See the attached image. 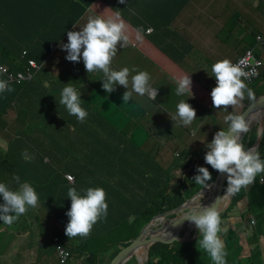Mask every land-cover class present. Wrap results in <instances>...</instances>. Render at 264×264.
I'll return each instance as SVG.
<instances>
[{
	"label": "trees",
	"instance_id": "obj_1",
	"mask_svg": "<svg viewBox=\"0 0 264 264\" xmlns=\"http://www.w3.org/2000/svg\"><path fill=\"white\" fill-rule=\"evenodd\" d=\"M95 1L96 0H0V26L4 27V33L1 37L5 36L9 40L11 39L13 43H17L20 40V44L15 49L9 50L5 49L3 45L8 41L0 38V65L8 67L13 73L25 72L26 68L29 66L30 59L36 60L41 65L43 60L49 57V54L56 49L60 37L59 24L62 19L72 9H78L68 23L70 27L73 26L75 22H78L83 17L85 12L89 10ZM25 51L28 53L27 56L24 55ZM0 79H6V76L1 71ZM246 85L247 88L250 89H256L260 85H264V68H260L257 77ZM16 86L18 89H16ZM10 87L13 88L14 91L4 92L3 94L7 95L0 99V127L1 125H5L7 128L5 135L0 136V138H8L12 143L10 144V151H15L19 157L17 166L21 171H18L21 175L20 182H29L38 194V205L35 207L36 213H40L39 206H41L42 210L44 206L56 203L57 206L50 207L61 209L62 206L70 204L71 200L67 197V192L71 187H75L78 192L83 194L82 190L85 189L83 173L90 169L98 158L101 159L109 169L110 162L114 163L115 160H117V155L114 154V152L119 153L122 157L121 159L124 158L120 152L116 150L114 151L110 148V143L103 146V144L98 142L97 139H100V133L98 130L93 132L94 122L88 123V121L92 120L90 119V115L91 118L94 117V111L90 108L85 109L88 112V116L85 121L81 123L75 116L69 115L63 106H60L62 110V118L58 117V114L56 113L57 111L55 110H47L46 114L41 112L31 113L27 110L24 112L20 106L16 110L21 114H19V116L15 115L11 124L5 117L9 114L11 104L16 102L20 96H23L25 88L24 85H18L16 83L10 84ZM8 103L10 106H8ZM27 106L28 104L24 108L27 109ZM27 114H30L33 117V121H29L23 127H19L20 123L23 122L25 124L23 118ZM108 120L112 123L110 119L105 118L102 114H97L95 117V121H97L99 125H108L109 135L118 136L119 132L114 126L109 124L110 122ZM119 120L120 119H117L116 122H119ZM249 132H252V134L248 147L254 143L257 137V131L254 128ZM78 134H82L85 137L78 136ZM36 139L43 140L49 144H33ZM80 139L99 144H90L88 148L85 149V152L80 155L77 144ZM28 141L37 148L35 152L40 157L37 164L34 163L33 159L28 162L22 157V153L25 149H27L31 156ZM43 148L44 150L41 156L38 153V149ZM207 151L208 149L197 155L198 159L193 155L190 161L179 165L180 167L183 166L185 168V172L181 178V183L178 186L176 185L177 187L173 186L172 191H169V187H171L172 173H170L169 170L163 172L160 170L162 168L158 170V168L155 167L157 176L155 173L154 175L159 178L158 186L161 192L158 197L156 194L153 200L151 198L147 205L135 207L128 202L124 193H120L118 203L114 209H126V215L117 219L122 211H118L117 215L114 216H111L109 213V215L104 218L112 220L111 224L108 226V231L114 233L119 232V230H121V223L126 220L130 225L131 223L129 219L132 215H137L132 226L141 228L151 220L154 215L175 208L179 204L185 202L188 198H191L200 190V188L203 187L196 184L192 179L197 175L196 168L198 166L207 167L212 174L213 179L216 175V170L212 169L210 165L205 163L204 156ZM258 151L261 159H264V133ZM190 153L191 152H188V154ZM67 160L69 163L65 164ZM1 171L2 170L0 169V172ZM67 173L76 176L77 185L69 182L66 177ZM260 174L263 175L261 177L263 182L260 183L258 181L259 178L256 177V184L248 191H243L241 189L238 193H235L229 207L220 214L221 218L226 216L228 211L237 208V204H239L240 200L244 197H249L247 208L244 209V211H250L246 215V219L249 220L251 217H255L258 220L260 232L263 230L264 173ZM55 176H57L56 182H53L52 178ZM0 179V181H2L4 177H1ZM41 185H46L47 189L43 191V189L40 188ZM18 187L19 185L15 182L13 190L18 189ZM212 200V195H209L205 204L210 203ZM0 201L3 203L2 197H0ZM43 202L44 206H42ZM30 218L31 217L23 215V218L20 219V223H24ZM137 219H141L142 221L137 224ZM29 223H31V221H28V224ZM28 229V226H25V228L21 227L20 231L21 233H26L29 231ZM191 237L195 238L191 242H176L172 244H158L151 246L145 264H213L209 255L203 250L199 251L197 248V240L199 239L198 230L196 232L192 231ZM169 238V236H166L162 239ZM231 238L232 236L229 235L228 237H225L223 241L230 242ZM260 238V236L254 233L249 240L259 244L261 243L264 247V243L261 242ZM116 239L118 240L119 237ZM129 239L121 240L122 242H119L118 240V243L108 241L109 244L107 245V248H105V252L109 253L101 259H99L97 254L88 251L84 246H76L72 248L69 241L66 243L64 242V247L71 253L66 264H70L72 259L79 260L82 264H104L105 262H103V259H109L116 256ZM116 244L119 245V247H116ZM238 244L239 243H237L236 247H239V252L237 253L230 244L225 247L228 253L226 257L227 264H252L250 257L244 259L241 250L242 246ZM103 246L105 245L103 244ZM259 259L260 257H257V261H259ZM133 260L134 263H136L137 259L132 257L126 264H130ZM40 261L41 259L38 257L29 262L31 264H37ZM259 264H264V257L259 261Z\"/></svg>",
	"mask_w": 264,
	"mask_h": 264
},
{
	"label": "rangeland",
	"instance_id": "obj_2",
	"mask_svg": "<svg viewBox=\"0 0 264 264\" xmlns=\"http://www.w3.org/2000/svg\"><path fill=\"white\" fill-rule=\"evenodd\" d=\"M236 1H238V4ZM222 2L223 7L220 9V12L222 13V23L223 26L227 23L228 25L226 26V29L221 28L220 31L217 32V36L222 39H233L230 48L234 49L231 51L232 55H229L230 52H221L220 54L224 59H228L232 63H235L236 59L244 53L241 54L240 51L245 48L246 50L252 49L256 55H261V59L264 62V47L256 41L257 34L264 33V0H222ZM213 10L216 11L215 7ZM231 28H238L241 36L233 35ZM4 47L5 49L12 50V48ZM226 49V46H224V50ZM52 53L53 51L49 54V57L52 56ZM95 90H97V88L94 86L93 92ZM252 90L254 93H261L264 95V85H260ZM44 95L45 93L38 94L37 99L41 100ZM94 95V98L81 101V106L84 109L90 108L94 111V117L91 118L90 115V119L92 120L88 121V123L94 122L93 132L98 130L100 133V140L105 143H110V148L114 151L116 150L120 152L124 158L121 159V155L114 152V154L117 155V160H115L114 163L110 162V169L103 164L97 170L98 175L106 182L92 184L85 183V189L89 187H102L106 192V202L109 206L107 216L109 213L111 216H114L117 215L118 211H122L117 219L126 215V209H114L118 203L120 193H124L128 202L135 207L147 205L148 201L151 198L153 200L156 194L158 197L161 190H159L158 186L159 178L154 175V173L157 175V172H154L156 166L158 170L162 168L160 169L161 171L166 172L169 170L170 173H172L171 187H169V191H172L173 186H178L181 183V178L185 172V168L183 166L180 167L179 165L191 160V156H188V152H193L194 154L199 155L206 151V143L211 142L206 139L209 137V134L213 129L217 126L218 130H221L228 126V123L225 121V116L233 112L235 114H240L245 106L253 101L247 97V92L245 91V98L234 106V108L229 106L228 109H214L210 115H206L209 116V122L203 126L201 130H199L200 127L194 129L195 132H198V135H193L191 132L185 131H183L185 133H179L173 125L171 126L167 123H161L158 121V118L151 120L150 123H144L145 109L148 107L149 100L138 99L137 94L133 99L135 102L131 105L130 101L126 103L123 102V93L121 92L113 91L111 94L105 92L103 95L96 91ZM179 98L185 101L187 100L183 95ZM163 99L173 104L176 102L173 97L165 96ZM149 112L156 117H159L162 122H164V118H167L165 115L163 118L165 112L158 107H153ZM97 114H102L108 119H115L118 116H123L127 120L131 117L132 120L125 127L120 125V127L116 128L119 135L112 136L109 135L108 125L104 124L101 126L95 121ZM7 116L5 117L6 120ZM168 120L169 119H167V121ZM12 121L13 119L9 122L11 123ZM162 124L166 125L162 126ZM24 125H26V122L25 124L23 122L20 123L19 127H23ZM258 127V124H253L251 128H254L258 132ZM251 134L252 132H247L242 140L245 148H249L254 144L253 143L248 147ZM78 136L85 137L82 134H78ZM97 140L100 143V140ZM43 150L44 148L38 149V153L41 156ZM7 151L8 156L16 158L13 152H9V147ZM151 151L153 152L152 166L149 165L144 170L143 159ZM177 152H180L181 154L179 155ZM67 163H69L68 160L65 164ZM3 169L6 172L13 173V175H18L21 178V175L18 172L20 169L17 166V162L13 164H5ZM262 176L263 175L261 174L257 175L260 183L263 182L261 180ZM6 177L9 178V174H7ZM56 177L57 176L52 178L53 182H56ZM0 182H7V178H4ZM9 182L15 183V180L10 177ZM255 184L254 181L253 184L246 188H242V190L248 191ZM226 186L227 183L225 182V188ZM13 187L14 184L10 188L13 189ZM40 188L44 191L47 189V186L41 185ZM205 197L206 195L198 196L197 199H195V202L200 205V203L205 200ZM248 202L249 197H244L240 200L239 204H237V208L228 211L226 216L221 218L222 231L220 235L222 240L229 235L232 236L230 242H224L225 247L230 244L237 253L239 252V247L237 248L236 246L237 243H239L238 245L242 246L241 250L244 259L250 257L252 264H259V261L264 257V247L261 243L259 244L250 241L249 238L254 233L260 237H264V220L262 221L263 230L260 232L259 223L255 217H251L249 220L246 219V215L250 212L249 210L244 211V209L247 208ZM50 206L57 205L56 203H51L48 206H44L40 213H36L35 210H32L30 213L31 218L28 220L31 221V223L28 224V221H25L24 223L19 222L12 226L11 230L14 233V238L11 237L10 239H7L4 234L0 233V264H31L29 261L38 257L41 261L37 264H61L58 246L63 245L64 242L66 243L68 241L72 248L76 246H84L88 251L97 254L99 259H101L109 253L105 252V248H107V245L109 244L108 241L118 243V240L120 242L121 240H127L129 238L128 241H130L133 238L138 237L142 228L147 224L146 223L141 228L132 226L135 221H133L132 218L136 219L137 217V215H132L129 219L131 224L129 225L127 220L122 222L121 230L114 233L108 231V226L111 224L112 220L101 218L93 226L90 235L86 238L77 236L69 239V237L65 235V229L69 222V217L66 213L71 207V202L66 206H62L61 209ZM187 211L188 208L183 210V212ZM141 221V219H137V224ZM25 226H28L30 230L28 229V232L21 233V227L25 228ZM1 231L3 233L6 229H2ZM191 232L192 231L189 230L188 227H185L184 230L180 232V238H187V241H190L193 237H191ZM115 237H119V239L117 240ZM57 239L59 241H57ZM4 242H7V244L10 245L5 244V247L12 248V250L8 249L5 251L3 248ZM103 244L105 246H103ZM115 246L119 247L117 244ZM15 247L16 250L14 251L13 249ZM28 247L31 249H28ZM257 257H260L259 261H257ZM106 260L107 259H103V262ZM79 263V260L74 259L70 262V264ZM130 264H137V261L134 263L133 260Z\"/></svg>",
	"mask_w": 264,
	"mask_h": 264
},
{
	"label": "crops",
	"instance_id": "obj_3",
	"mask_svg": "<svg viewBox=\"0 0 264 264\" xmlns=\"http://www.w3.org/2000/svg\"><path fill=\"white\" fill-rule=\"evenodd\" d=\"M236 3L238 4V1ZM214 7L216 11L213 10ZM222 7V0H127L125 4H120L119 0H96L78 21L77 27H82L89 16L95 17L100 14L107 18L119 11L121 18L127 25L126 35L128 36V43L123 47L119 44L117 45V52L111 61L110 67L113 70H121L124 67L129 68V90H131V76L140 71L149 73L150 85L158 89V96L154 101L149 99L147 95L139 96L137 94L138 99L149 100L148 107L145 109L144 123H150L151 120L158 118V121L161 123L173 125L179 133L191 132L193 135H198V132H195L194 129L200 127L199 130H201L209 122V116L206 115H210L215 109L212 105L211 91L216 84L215 78L210 77L212 75L211 66L219 60H224L220 54L221 52H230L229 55H232L231 51L234 49L230 48L233 39H222L217 36V32L221 28L226 29L228 25L227 23L223 26L222 13L220 12ZM77 11L78 9H72L60 22L59 42L56 45V49L53 50L52 56L43 60L45 64L44 68L33 81L23 84L25 89L22 97L20 96L11 106L8 103V106L11 107L9 115L7 116L8 121L14 119L15 115L19 116L21 114L16 110L20 106L24 112L27 110L31 113L41 112L46 114L47 110H55L57 111L58 117L62 118V110L58 101L61 90L68 83L76 88L78 92H81V101L94 98L96 91L103 95L106 92L102 88V72L97 71L88 74L82 59L79 63L69 62L66 60L67 52L60 47L62 43L68 42L67 31L79 30L78 28L74 29L73 26L70 27L68 24L70 18ZM150 29H152V32L148 33L147 31ZM0 30V38L8 41L6 44H3L4 46L15 49L20 44V40L17 43H13L11 39L9 40L5 36L1 37L4 33V27L0 26ZM231 32L235 36H241L238 28H231ZM257 35H264V33H258ZM224 46H226V50H224ZM245 50L246 48L240 51V53L242 54ZM257 57L261 58V55H257ZM183 75H189L192 79L193 95L191 92L184 94L183 96L186 97V101L179 98L181 95L176 94L177 84L174 79ZM94 86L97 90L93 92ZM16 89H18L17 86ZM115 91L124 94L127 89L117 85ZM40 93H45V95L41 100H38L37 96ZM254 94L255 99L263 95L261 93ZM6 95L0 93V99ZM135 95L136 93L133 92L130 105L135 102L133 100ZM165 96L175 98L176 102L173 104L165 101L163 99ZM34 98L37 103L34 101ZM180 101L188 102L196 110L198 118L189 126H183L178 118L176 121L170 118V116L176 114V105ZM27 104V109H25L24 107ZM153 107H158L165 112L163 118L164 115L167 118H164V122L149 112ZM262 108L264 109V105ZM117 119H120L119 122H116ZM167 119L169 120L167 121ZM23 120L28 123L29 121H33V117L27 114ZM110 120L112 123L108 120L110 122L109 124L118 128L120 125L122 127L128 125L132 118L130 117L127 120L123 116H118ZM227 128L228 126L224 130ZM6 129L5 125H1L0 135H5ZM217 131L219 130L216 126L206 140L212 141ZM28 143L30 145V154L34 157V163L37 164L40 160L39 155L35 152L37 148L29 141ZM10 144L12 143L8 138H0V169L2 170L0 172V178H8L6 175L9 174L7 182H3L9 187L14 184L13 182H9L13 173L6 172L3 167L5 164H13L19 161V157L15 151L13 153L17 159L7 155L8 147L9 152H11ZM33 144L44 145L49 143L36 139ZM78 144L99 143L78 142ZM102 144L105 146V144L109 143L103 142ZM177 153L180 154V152ZM193 155L198 159V156L193 152L188 156L193 157ZM146 160L152 166V151L147 154L143 162ZM154 172H156L155 168ZM0 203L2 202L0 201ZM38 208L41 211V206ZM32 210L36 212L35 208H29L24 215L30 217ZM22 218L23 215L10 226L0 221V233L4 234L7 239L14 238V233L11 228L19 223ZM2 229H6V231L2 233ZM5 244L7 242H4L3 245L5 251L8 249L12 250V248L5 247ZM28 249L31 248L28 247ZM13 250L15 251L16 247Z\"/></svg>",
	"mask_w": 264,
	"mask_h": 264
},
{
	"label": "clouds",
	"instance_id": "obj_4",
	"mask_svg": "<svg viewBox=\"0 0 264 264\" xmlns=\"http://www.w3.org/2000/svg\"><path fill=\"white\" fill-rule=\"evenodd\" d=\"M126 2L127 0H119L120 4ZM77 24L78 22L74 23L73 28L79 30L67 31L68 42L60 45L61 49L67 52L66 60L79 63L82 59L88 74L97 71L102 72V88L109 94L116 90L117 85L126 88L127 91L122 96L124 103L131 100L133 92L139 96L147 95L152 101L157 98L158 89L150 85L149 73L140 71L132 75L131 90H129V68L113 70L110 67L117 52V45L123 47L128 43L127 25L121 18L119 11L107 18L100 14L95 17L89 16L82 27H77ZM260 36H263L264 41V35ZM262 46L264 47V45ZM211 73L210 77H214L216 81V86L211 91L212 105L215 109H228L229 106L234 108L245 98V91L250 100H255L253 90L247 88L246 84L248 83L242 79L247 78L250 74L244 73L239 64H233L228 59L219 60L211 66ZM10 79H0V93L14 91L9 85ZM174 79L177 84V95H184L188 92L193 95L191 76L183 75ZM58 104L81 123L88 116V112L81 106V92H78L70 83L61 90ZM170 118L173 121L178 118L183 126H189L197 118V114L188 102L180 101L176 105V114ZM225 121L228 123V128L217 131L212 141L206 143L208 151L204 160L212 169L220 174H226L225 194L231 195L253 184L257 175L264 173V159H261L258 147L245 148L242 143V135L252 129H249V123L244 115L233 112L225 116ZM78 142L91 141L80 139ZM100 143L103 142L100 140ZM89 145L78 144L80 155L85 152ZM22 157L28 162L34 158L29 155L27 149L23 151ZM103 164V161L98 158L90 169L83 173L85 183L106 182L97 173ZM149 165L147 160L144 161L143 169L145 170ZM196 172L197 175L192 178L193 181L206 189H211L212 183L210 182L213 178L209 169L198 166ZM69 175L73 176L74 180L70 179ZM66 177L71 184L77 185L75 175L67 173ZM13 180L19 185L16 190L11 189L6 183L0 182V197L3 199V203H0V221L9 226L21 215H24L29 208L37 207L39 199L36 190L29 182L21 183L18 175H14ZM82 192L83 194L78 192L75 187L69 188L67 192V197L71 200V207L66 213L69 222L66 225L65 235L69 239L77 236L86 238L98 220L106 218L108 214L109 206L106 202V192L102 187H89L83 189ZM204 195L202 194V196ZM186 207L188 211L173 224L184 220L193 224L195 227L191 231L196 232L198 230L199 234L198 250L206 252L213 264H227L228 253L220 235L222 221L218 203L214 201L210 204L198 205L195 200H190ZM260 239L264 243V237Z\"/></svg>",
	"mask_w": 264,
	"mask_h": 264
},
{
	"label": "water",
	"instance_id": "obj_5",
	"mask_svg": "<svg viewBox=\"0 0 264 264\" xmlns=\"http://www.w3.org/2000/svg\"><path fill=\"white\" fill-rule=\"evenodd\" d=\"M264 105V95H261L257 97L255 100L250 102L244 110L241 112V115H244L246 120L251 116V113L256 110L258 107ZM260 133V135H258ZM264 133V116L259 122L257 137L254 142V144L251 146L258 147L261 143V139ZM245 134L242 135V140ZM225 182H226V174H220L219 172H216V177L214 180H212L210 183H212L211 189H206L205 187H202L195 195H193L191 198L187 199L185 202L179 204L177 207L169 209L165 212L158 213L153 216L151 220L147 222V224L142 228L140 234L138 237L133 238L130 241H127L124 244V247L118 252L116 256L113 258H109L105 261L104 264H126L132 257H136L138 264H145V262L148 259V253L149 249L153 245L158 244H172V243H181V242H191L195 238L190 239V241H187V238H180L179 236H176L174 238L169 239H162V238H149L145 241V234L146 232L153 228L156 224H163L165 222H174L179 220L186 212H182L186 207V204L190 200H195L198 196L202 194H207L206 199L200 203V205H204L208 199V196L211 194L213 198V202L216 201L218 203V210L220 214L225 211L230 203L232 202L234 194H225ZM227 196V197H226ZM218 198H220L218 200ZM226 199V201H225ZM196 204H199L195 202ZM182 212V213H181ZM134 221L135 218H132ZM188 227L189 230L193 229L195 226L191 223H189L187 220H184L181 224V228ZM181 231V230H179ZM139 250H142L145 258H140V252Z\"/></svg>",
	"mask_w": 264,
	"mask_h": 264
},
{
	"label": "built area",
	"instance_id": "obj_6",
	"mask_svg": "<svg viewBox=\"0 0 264 264\" xmlns=\"http://www.w3.org/2000/svg\"><path fill=\"white\" fill-rule=\"evenodd\" d=\"M147 32L151 33L152 29L148 30ZM256 41L260 45H264L263 36H257ZM27 54V51H25L24 55L27 56ZM233 64H239L244 73L250 74L247 76V78H242L244 79L245 83L252 82L257 77L260 68L264 67L263 60L257 57L252 49L245 50L244 53ZM44 65V63L40 65L36 60L30 59L29 66L26 68L25 72L13 73L9 70L8 67L4 65H0V71L6 76L5 80H9V78H11L9 81V85L14 83L23 85L25 83L33 81L44 68ZM69 178L74 180V177L71 175H69ZM57 241L59 240L57 239ZM58 251L61 263L66 264L71 256V253L66 250L63 245L58 246Z\"/></svg>",
	"mask_w": 264,
	"mask_h": 264
},
{
	"label": "bare ground",
	"instance_id": "obj_7",
	"mask_svg": "<svg viewBox=\"0 0 264 264\" xmlns=\"http://www.w3.org/2000/svg\"><path fill=\"white\" fill-rule=\"evenodd\" d=\"M262 106L258 107L256 110H254L251 113V116L247 121L249 123V129L252 127L253 124H256V125H257V123L259 124V122L263 118L264 109L262 108ZM225 201H226V199H225ZM212 202H213V200L210 203H212ZM210 203H208V204H210ZM174 222H165V223L161 224V226L159 224H156L153 228L149 229L146 232L145 241L147 239H149L150 237L151 238H163V237L169 236L170 238H174L176 236H179L180 232L183 231L185 228V227L181 228V224L184 221L173 224ZM179 230H181V231H179ZM139 252H140V258H145L143 251L139 250Z\"/></svg>",
	"mask_w": 264,
	"mask_h": 264
},
{
	"label": "flooded vegetation",
	"instance_id": "obj_8",
	"mask_svg": "<svg viewBox=\"0 0 264 264\" xmlns=\"http://www.w3.org/2000/svg\"><path fill=\"white\" fill-rule=\"evenodd\" d=\"M161 226V224H159ZM159 228V227H158Z\"/></svg>",
	"mask_w": 264,
	"mask_h": 264
}]
</instances>
